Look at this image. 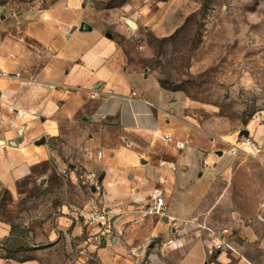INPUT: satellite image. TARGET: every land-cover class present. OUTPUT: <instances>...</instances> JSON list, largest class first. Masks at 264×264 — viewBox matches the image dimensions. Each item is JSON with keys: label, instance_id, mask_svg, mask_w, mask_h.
I'll return each mask as SVG.
<instances>
[{"label": "crops", "instance_id": "0c3cea01", "mask_svg": "<svg viewBox=\"0 0 264 264\" xmlns=\"http://www.w3.org/2000/svg\"><path fill=\"white\" fill-rule=\"evenodd\" d=\"M82 5L83 0H66L71 15L62 27L56 25L51 11L42 28L32 34L23 32L17 41L7 35L12 27L0 31V69L6 73L0 78V194L8 193L19 201L23 196L20 185L32 181L34 172L44 166L46 172L39 177L42 187H47L51 174L64 182L75 177L74 171L66 169L73 164L50 145L65 133L73 137L66 144L64 158L79 161L89 177L100 173L83 204L74 199L66 202L67 193L57 199L58 192H53L22 210L15 222L1 213L0 264H44L47 257H52L51 264H86L88 258H97L100 264H167V259L172 264H253L246 254L236 255V247L235 252L215 250L221 238L231 240L223 233L217 238L208 235L206 231L211 230L196 214L205 178L222 154L220 146L234 144L241 131L260 135L262 129L252 122L237 135L219 137L211 131L214 137L208 141V133L200 126L178 125L179 118L168 115L176 94L161 88L156 79L159 98L147 88L126 83L118 42L113 34L107 37L104 24L94 26L81 15ZM56 30L67 40L48 55L37 46L33 51L25 40L53 45L50 37ZM101 124L124 137L97 142L92 134L98 133ZM156 192L167 204L165 218L144 214ZM94 206H109L118 218L100 246L78 256V214ZM13 224L26 231L19 239L30 249L20 260L7 256V247L16 238ZM171 236L177 238L172 249L151 243ZM256 239L263 254L264 223ZM252 241L238 243L239 251L254 250ZM59 247L64 252L57 255Z\"/></svg>", "mask_w": 264, "mask_h": 264}, {"label": "rangeland", "instance_id": "374dc122", "mask_svg": "<svg viewBox=\"0 0 264 264\" xmlns=\"http://www.w3.org/2000/svg\"><path fill=\"white\" fill-rule=\"evenodd\" d=\"M51 11L59 27L71 15L66 0H0V31L12 27L7 35L17 41L23 32L32 34L42 28ZM80 13L94 26L104 24V31L114 35L126 83L147 88L159 98L156 80L162 81L176 94L168 115L179 118L178 125L200 126L208 133V141L214 137L211 131L220 137L237 135L252 122L258 126V114L264 111V0H83ZM131 23L137 28L133 29ZM53 36V45L25 40L33 51L37 46L48 55L67 40L58 30ZM110 127L101 124L92 136L101 143L109 137L122 140L124 135ZM72 137L73 133H65L50 145L73 164L66 169L74 171L75 177L64 182L56 173L51 174L45 188L39 177L46 166L37 169L32 181L20 185L23 196L19 201L8 193L0 194V214L5 219L15 222L22 210L34 207L37 200L53 192H58L57 199L67 193L66 202H87L91 187H96L94 182L79 161L64 158ZM219 150L222 154L202 185L196 216L211 230L206 231L208 235L217 238L226 232L240 258L246 254L253 264H263L264 252L255 243L263 233L264 159L232 155L228 145L222 144ZM98 178L100 173L96 174ZM235 238L243 243L253 240L249 245L254 250L239 251ZM55 252L58 255L64 251L59 247ZM47 260L44 264H51L52 257ZM86 264L100 263L97 258H88Z\"/></svg>", "mask_w": 264, "mask_h": 264}, {"label": "built area", "instance_id": "2783aa9c", "mask_svg": "<svg viewBox=\"0 0 264 264\" xmlns=\"http://www.w3.org/2000/svg\"><path fill=\"white\" fill-rule=\"evenodd\" d=\"M5 76L6 73L3 69H0V78ZM133 96H136V93H133ZM258 115L261 116L258 126L262 129V133L260 135L253 133L248 136H239V139L234 144L229 145V151L232 155L243 154L255 160L264 158V111H261ZM89 178L97 186L99 181L96 179V175H90ZM143 211L145 216L165 218L168 213V207L162 198V194L156 192L153 202L146 205ZM117 218L118 214L109 206H94L86 213L79 212L77 221L81 224V228L75 235L78 242L75 252L82 253L92 246H100L105 237L111 232ZM224 235H226V232L223 233ZM176 239L175 236L165 240L152 239L151 243L161 248L172 249L176 246ZM219 241V244L214 247L215 250L229 249L235 252L234 242L227 241L224 237Z\"/></svg>", "mask_w": 264, "mask_h": 264}, {"label": "trees", "instance_id": "16d2710c", "mask_svg": "<svg viewBox=\"0 0 264 264\" xmlns=\"http://www.w3.org/2000/svg\"><path fill=\"white\" fill-rule=\"evenodd\" d=\"M159 83L161 85V88L166 91L172 92L171 89L167 88L162 81H159ZM25 233L26 231L21 230L18 225H12V235H15L16 238H13L9 246L7 247V256H9V258L20 260L21 258H24V253L30 250L28 247H25V243L19 239V237L24 238Z\"/></svg>", "mask_w": 264, "mask_h": 264}, {"label": "water", "instance_id": "95a60500", "mask_svg": "<svg viewBox=\"0 0 264 264\" xmlns=\"http://www.w3.org/2000/svg\"><path fill=\"white\" fill-rule=\"evenodd\" d=\"M131 27H132L133 29H136V28H137V26H136L135 23H131ZM82 30H83V28H82ZM107 37H109V38H113V35H112L111 33H108ZM248 135H249V133H248L247 130L241 131V133H240V136H248ZM14 144L17 145L18 142H17V143H14ZM237 242H238L240 245H242V241H241L240 239H237Z\"/></svg>", "mask_w": 264, "mask_h": 264}]
</instances>
